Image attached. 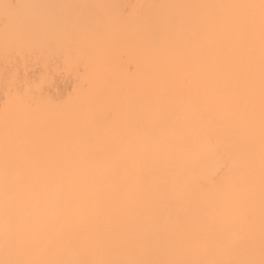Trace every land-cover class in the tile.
<instances>
[{"label": "bare ground", "instance_id": "bare-ground-1", "mask_svg": "<svg viewBox=\"0 0 264 264\" xmlns=\"http://www.w3.org/2000/svg\"><path fill=\"white\" fill-rule=\"evenodd\" d=\"M0 264H264V0H0Z\"/></svg>", "mask_w": 264, "mask_h": 264}, {"label": "rangeland", "instance_id": "rangeland-1", "mask_svg": "<svg viewBox=\"0 0 264 264\" xmlns=\"http://www.w3.org/2000/svg\"><path fill=\"white\" fill-rule=\"evenodd\" d=\"M46 92H48L49 90H45ZM50 93H52V91H49Z\"/></svg>", "mask_w": 264, "mask_h": 264}]
</instances>
